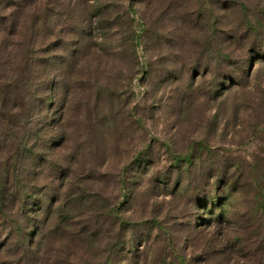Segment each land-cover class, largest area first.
Masks as SVG:
<instances>
[{"label":"rangeland","instance_id":"obj_1","mask_svg":"<svg viewBox=\"0 0 264 264\" xmlns=\"http://www.w3.org/2000/svg\"><path fill=\"white\" fill-rule=\"evenodd\" d=\"M16 4L68 134L33 148L0 264H264V0H0V21Z\"/></svg>","mask_w":264,"mask_h":264},{"label":"trees","instance_id":"obj_2","mask_svg":"<svg viewBox=\"0 0 264 264\" xmlns=\"http://www.w3.org/2000/svg\"><path fill=\"white\" fill-rule=\"evenodd\" d=\"M16 6L20 5L16 4ZM24 6L26 5L20 6V10H23L21 17H3L0 21V33L5 35L9 31L7 37L12 45L10 53L6 55V61L0 60V65L4 68L0 72L5 76L4 83L0 84V168L3 169L0 174V220L11 219L10 227L15 229L19 227V221L15 219L13 221V217L16 216L14 210L24 209L32 204L30 198L33 196V189L28 188L29 183L22 177V173H30L31 167L28 169L26 165L30 160H34L36 153L33 148L40 149L39 152L46 156L42 163H47L54 155L50 153V148L54 145L56 136L59 135L61 139L68 134L63 128L62 118L54 120L53 117L57 101L54 105L50 104L49 92L53 91L56 84L53 80L49 82L52 85H47L46 81H43L41 89V84L35 81L38 63L34 55L33 23L37 17H33V14L28 17L29 12L25 11ZM43 18L46 21V17ZM104 18H97L100 19L102 34L106 29L102 24ZM91 19L95 20V18ZM77 25L76 23V29L81 30ZM67 31L71 32L70 28ZM63 34L67 33L59 32L60 36ZM79 34H82L81 31ZM71 55L74 56V51L70 57ZM55 62L52 68L55 72L62 73L66 57ZM78 67L82 65L75 67L77 69L74 71L75 77L78 74ZM60 76L62 77V74ZM56 78L57 76L55 80ZM76 79L69 80V84L68 81H64V85L71 88ZM65 110L66 108L63 107V111ZM32 138L33 143H31ZM44 172L49 173V170L33 171V173ZM38 193L40 191L36 194ZM44 198L49 200V197Z\"/></svg>","mask_w":264,"mask_h":264}]
</instances>
